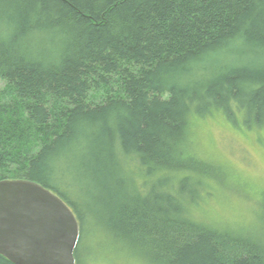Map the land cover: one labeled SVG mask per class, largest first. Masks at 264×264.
<instances>
[{"label":"trees","instance_id":"16d2710c","mask_svg":"<svg viewBox=\"0 0 264 264\" xmlns=\"http://www.w3.org/2000/svg\"><path fill=\"white\" fill-rule=\"evenodd\" d=\"M0 79V181L70 206L76 264L91 217L146 264H264V205L244 228L192 214L212 167L189 137L219 110L264 124V0H0Z\"/></svg>","mask_w":264,"mask_h":264},{"label":"rangeland","instance_id":"374dc122","mask_svg":"<svg viewBox=\"0 0 264 264\" xmlns=\"http://www.w3.org/2000/svg\"><path fill=\"white\" fill-rule=\"evenodd\" d=\"M5 85L0 79V89ZM235 112L234 121L222 110L191 119L190 152L212 167L210 177L202 180L204 187L192 206V214L211 225L244 228L257 224L264 205V124L250 129L245 124L247 113ZM66 173L71 198L84 214L82 203L94 190L91 185L87 188L86 182L81 184L79 174L71 167ZM84 228L86 235L80 249L85 264H146L118 242L99 219L89 218Z\"/></svg>","mask_w":264,"mask_h":264},{"label":"water","instance_id":"95a60500","mask_svg":"<svg viewBox=\"0 0 264 264\" xmlns=\"http://www.w3.org/2000/svg\"><path fill=\"white\" fill-rule=\"evenodd\" d=\"M80 237L59 195L28 180L0 181V255L13 264H76Z\"/></svg>","mask_w":264,"mask_h":264},{"label":"bare ground","instance_id":"6f19581e","mask_svg":"<svg viewBox=\"0 0 264 264\" xmlns=\"http://www.w3.org/2000/svg\"><path fill=\"white\" fill-rule=\"evenodd\" d=\"M195 80V79H194ZM134 156V155H133ZM123 157V156H122ZM135 162V161H134ZM129 163V162H128ZM132 163V162H131ZM121 164V163H120ZM178 166V165H177ZM123 168V167H122ZM126 169V168H125ZM129 172V171H128ZM144 174V173H143ZM149 174V173H148ZM128 181V180H127ZM175 184V183H174ZM137 187V186H136ZM199 187V186H198ZM178 188V187H177ZM142 191V190H141ZM140 191V192H141ZM145 192H148V191H145ZM200 226V225H199Z\"/></svg>","mask_w":264,"mask_h":264}]
</instances>
